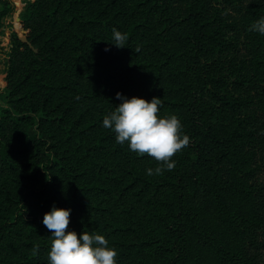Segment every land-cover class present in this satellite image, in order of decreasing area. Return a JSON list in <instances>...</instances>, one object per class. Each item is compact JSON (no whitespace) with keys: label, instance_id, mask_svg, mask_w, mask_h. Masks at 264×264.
I'll list each match as a JSON object with an SVG mask.
<instances>
[{"label":"trees","instance_id":"1","mask_svg":"<svg viewBox=\"0 0 264 264\" xmlns=\"http://www.w3.org/2000/svg\"><path fill=\"white\" fill-rule=\"evenodd\" d=\"M260 17L264 0L28 3L0 104V264H47L53 203L117 264H264ZM117 92L179 118L190 142L171 171L147 175L158 162L102 127Z\"/></svg>","mask_w":264,"mask_h":264},{"label":"clouds","instance_id":"2","mask_svg":"<svg viewBox=\"0 0 264 264\" xmlns=\"http://www.w3.org/2000/svg\"><path fill=\"white\" fill-rule=\"evenodd\" d=\"M250 31L264 36V17L254 21ZM127 35L112 29L110 44L126 47ZM108 49L106 48L105 51ZM114 110L106 114L102 127L115 134L118 144H127L129 151L138 155L147 154L158 162L155 169L147 168L146 174H162L175 167L172 157L187 147L190 138L183 133L182 123L175 115L161 116V100L152 97L131 96L117 92ZM71 209L58 207L55 203L42 216V224L50 232V247L47 264H117L118 255L103 234L69 229ZM38 251V249H37Z\"/></svg>","mask_w":264,"mask_h":264},{"label":"rangeland","instance_id":"3","mask_svg":"<svg viewBox=\"0 0 264 264\" xmlns=\"http://www.w3.org/2000/svg\"><path fill=\"white\" fill-rule=\"evenodd\" d=\"M10 4V13L0 18V104H2V92L4 79L8 70V54L11 50V40L16 35L22 41L26 40L27 31L22 24V14L26 5L32 0H4ZM2 5L0 4V10Z\"/></svg>","mask_w":264,"mask_h":264}]
</instances>
